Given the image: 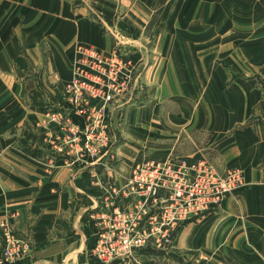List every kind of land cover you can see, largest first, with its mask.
Instances as JSON below:
<instances>
[{"label":"crops","instance_id":"1","mask_svg":"<svg viewBox=\"0 0 264 264\" xmlns=\"http://www.w3.org/2000/svg\"><path fill=\"white\" fill-rule=\"evenodd\" d=\"M74 2L0 0V67L9 79L0 84V225L29 247L15 264H96L88 208L100 183L110 176L120 185L136 163L168 157L204 158L243 176L215 209L178 230L175 252L204 253L203 264H264V0H96L101 21ZM124 6L125 33L135 47L152 37L154 58L133 84L142 103L127 110L114 173L95 180L87 175L95 167L68 165L36 127L59 92L48 109L36 80L15 79L23 67H66L79 43L111 52L105 24L117 32Z\"/></svg>","mask_w":264,"mask_h":264},{"label":"built area","instance_id":"2","mask_svg":"<svg viewBox=\"0 0 264 264\" xmlns=\"http://www.w3.org/2000/svg\"><path fill=\"white\" fill-rule=\"evenodd\" d=\"M77 56L64 90L67 106L49 115L63 137L50 134L48 142L54 148L59 143L57 149L68 165L81 162L111 171L114 167L108 161L115 159L111 110L119 106L117 98L125 90L133 89L134 66L116 53L103 54L93 47H80ZM242 180L238 169L219 171L204 158L137 163L121 188L109 179L101 182V194L88 208L98 230L92 258L108 264L137 248L168 246L181 225L215 209ZM0 249L1 264L20 259L28 244L5 233L0 235Z\"/></svg>","mask_w":264,"mask_h":264},{"label":"rangeland","instance_id":"3","mask_svg":"<svg viewBox=\"0 0 264 264\" xmlns=\"http://www.w3.org/2000/svg\"><path fill=\"white\" fill-rule=\"evenodd\" d=\"M74 1H75L74 2L75 5H80L81 7L86 8L88 10L90 16L93 15L96 18V21L97 20L101 21L102 14H104V12L101 11L100 8L96 7V4H95L96 0H74ZM131 2H132V0H131ZM123 4L126 5L127 0H125V2ZM158 10L159 9H157V8H152L150 11H152V13H155V12H158ZM167 10H169V9H167ZM126 13H127V7L124 6V9H120L118 14H116V16H118V25H116V31L119 33L118 35H117V32H114L113 29L109 30L110 29L109 27H111V26H109L108 24H105L108 26V29H107L105 27V25L102 24V26L104 28H106L105 29L106 34H108L112 39V43H113L114 48L111 50V52L105 53V52H102V51L98 50L97 48H95L91 45H88L85 43H79V44L75 45V47H74V56H73L71 63L69 65L67 64L68 66L66 65V67H23V72L18 73V78H16L15 81L17 80V81L23 82L28 77L32 78L34 81L36 80V83L38 84V86L34 90L36 91V94L38 93V99H39L38 101L40 103H42L44 106H46L48 109L50 108L49 106H51V103L48 102L47 97L49 96V94L53 95V97H56L55 93L58 91L61 99L59 100V104H55V106H53L52 111H54V112L63 111L67 106L66 94H65L64 90L70 81L71 71L73 69L72 66L78 57L77 56L78 49L80 47L87 46V47H93L103 54L116 53L120 57H122L123 59L128 60L134 66L133 81L135 82V79L137 80V78L139 76L141 77L142 72H143V67H147L153 61L154 57L152 56V54H154V52L149 51V47L151 44L154 43V39L151 37L152 40L148 39L146 41V43H144L141 40H139V41L136 40L138 42V43H136L137 46L136 47L133 46V43H132L133 41L131 42V39L125 33L126 32L124 29L125 25H121V23L125 24V20H123V18L126 16ZM118 28L120 29V31ZM130 55L131 56L133 55L135 57V59H132ZM5 75L7 76V73L4 71L3 68H1L0 69V84H2V86H4V87H5L4 82L9 80V79H7V80L5 79ZM8 87H11L10 83H8ZM131 88L132 87L125 90L123 92V94L121 95V97L117 98L119 106L113 107L111 110L110 128L113 131V135H114V139H115V143H114L115 159L109 160L108 164H109V166L114 167V168L119 162V159L116 155V151H117V146L119 144H121V141L123 139L122 138L123 137V129H124V125L126 123V116L128 113L127 110L129 108V106H132V105L138 106V105H141V103H142V100L139 97L135 96L136 90L134 91ZM26 89H27V94L25 96L27 97V100H25V102H26L25 106H31L33 102L31 100L30 89L29 88H26ZM8 91H9V88H8ZM52 111L45 113L44 120L42 122L37 123L36 127L38 129L43 128L47 131L48 135L46 136L47 138H45V141H46L45 144L48 145V147L52 148L53 150L56 149V153L58 155H60L63 159H65L63 156L64 153L61 150L57 149V148H60L59 143H55L54 144L55 148H54L48 142V137H49L50 132H49V129H47V127L49 125H54L56 127V132H55L56 134H53L54 136H56L58 138L63 137V133H61V131L58 129V127L54 123L49 121V115L51 114ZM42 153L45 154L44 151ZM68 158L74 159L73 156H70ZM83 158L84 157H81V159H83ZM168 158H175V157H168ZM177 159H180V158H177ZM189 161H191V160H189ZM133 167L131 168V170L133 169ZM114 168H112V170L110 171V170H106V168L102 167L101 165H95V168L91 169V171H88L87 175L89 177L91 176L90 179L96 180L97 178L99 179L100 175H103L104 173H109V174L114 173ZM234 169H236V168H234ZM130 173H131V171H130ZM130 173H129V176H130ZM241 175H242V173H241ZM108 179L110 180V176L108 177ZM242 179H243V176H242ZM123 183L124 182H122L120 185L114 184V186L121 188L123 186ZM111 184L113 185L112 182H111ZM242 184H243V180H242ZM242 184L239 187H241ZM239 187L235 188L233 191H235ZM99 188H100V185H99ZM95 196H97L96 198H98L100 195H95ZM118 202L120 203V206H121V203H122L121 200H118ZM90 216L94 218V212L89 213V210H88V218H90ZM202 216L199 217L198 219H201ZM204 216H205V214H204ZM91 220H92V218H91ZM189 222H192V221H189ZM186 223L181 225V227L186 225ZM180 228H178V230ZM178 230L175 233V235L173 236L172 241L168 246L157 247V245L153 244V245H150L148 247L137 248V249H134L133 251H131V254L125 255V256H127V257H125V259L123 258V260H121V261L119 260V261L108 263V264H144L143 261H145V260L143 258H141L142 256L155 257L154 258V261H155L154 264H177L178 261L181 262L182 264H203L202 261L206 258V255L204 253H200L199 254L200 258H196V260H193V258H191V259H189L190 257L185 258L186 256L185 257L180 256L178 253L175 252V248H174L175 243L174 242H175ZM5 233L8 235V237L11 240L13 239V232L10 229V227H8V225H0V235H3ZM4 246L5 245L3 244L1 249ZM92 250H93V248H91V254H90L91 258H92V253H93ZM123 251H125V249ZM182 259H184V260H182ZM18 260H20V259H17L15 261H11V262H4L1 264H15V262H17ZM92 260L96 261L95 262L96 264H103L94 258H92Z\"/></svg>","mask_w":264,"mask_h":264}]
</instances>
